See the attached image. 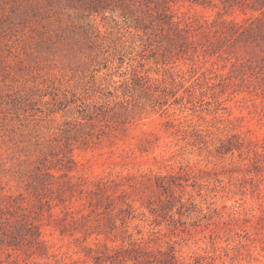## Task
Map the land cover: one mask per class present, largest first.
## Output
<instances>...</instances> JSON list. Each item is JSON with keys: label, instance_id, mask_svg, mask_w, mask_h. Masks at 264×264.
<instances>
[{"label": "rangeland", "instance_id": "1", "mask_svg": "<svg viewBox=\"0 0 264 264\" xmlns=\"http://www.w3.org/2000/svg\"><path fill=\"white\" fill-rule=\"evenodd\" d=\"M244 1L172 0L176 35L134 27L127 0H0V201L21 193L48 252L4 264H92L83 247L103 236L61 234L47 196L64 192L69 222L96 185L157 177L187 209L173 224L135 202L133 238L155 231L177 264H264V94L235 70L261 52L214 31L245 23ZM46 171L32 194L28 176Z\"/></svg>", "mask_w": 264, "mask_h": 264}, {"label": "trees", "instance_id": "2", "mask_svg": "<svg viewBox=\"0 0 264 264\" xmlns=\"http://www.w3.org/2000/svg\"><path fill=\"white\" fill-rule=\"evenodd\" d=\"M170 1L172 0H127V2L123 0L125 2L123 9L131 14L136 28H146L147 24L155 20L158 29L167 25L172 32L176 31V35H183L181 33L183 30L172 21L169 11ZM208 1L213 2V0ZM233 1L240 3L242 0ZM242 4L253 12L246 18L245 23L231 21L225 24V21H221L220 26L216 23L214 31L219 35L231 36L234 40L243 41L260 49L261 54L258 58L249 57L240 61L235 70H238L241 75L249 72L255 78L256 86L264 94V0H245ZM184 30L188 32L192 30V26L187 24ZM38 169L40 171L41 166ZM45 176H51V174L47 171L43 174H30L26 183L27 189L32 194L33 190H41L45 185ZM157 180L154 184L150 180L127 184L121 182L98 184L88 191L86 200L88 212L69 222L64 220L73 211L65 204L64 192L49 195L45 200H53L56 204L62 205L63 217L55 223V227L61 234L79 230L82 232L83 240L92 234L103 236L102 241L96 242V247H83L85 255L92 264H177L175 246L167 244L165 248L162 247L160 237L155 231H151L148 238L144 240L142 237L141 240L133 238L132 232L129 231L130 224L136 217L135 202L147 207L152 213L157 212V216L163 220L168 217L173 224L180 221V218H173L172 211L175 208V213L182 215L183 208H186L185 202L173 195L171 191L173 182L165 181L161 177H157ZM153 187L169 194L165 196V199L158 196L156 199L146 197L140 200L131 196L140 188ZM116 190H119L118 194H114ZM22 200L23 196L19 193L15 196L8 195L0 201V264H4L1 258L3 252L7 256L14 253H24L26 256H48L47 248L41 238L40 223L33 220V207H25ZM137 233H142V230L138 229Z\"/></svg>", "mask_w": 264, "mask_h": 264}]
</instances>
